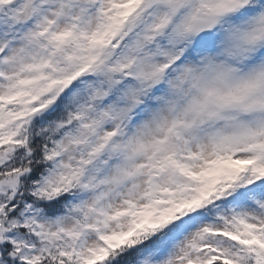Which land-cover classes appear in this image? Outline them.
<instances>
[{
	"label": "snow or ice",
	"instance_id": "6c2138e0",
	"mask_svg": "<svg viewBox=\"0 0 264 264\" xmlns=\"http://www.w3.org/2000/svg\"><path fill=\"white\" fill-rule=\"evenodd\" d=\"M0 264H264V0H0Z\"/></svg>",
	"mask_w": 264,
	"mask_h": 264
}]
</instances>
